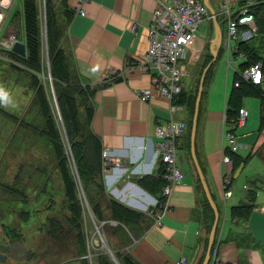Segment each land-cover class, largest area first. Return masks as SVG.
I'll list each match as a JSON object with an SVG mask.
<instances>
[{"label":"crops","instance_id":"crops-1","mask_svg":"<svg viewBox=\"0 0 264 264\" xmlns=\"http://www.w3.org/2000/svg\"><path fill=\"white\" fill-rule=\"evenodd\" d=\"M158 1L68 0L73 17L67 27V44L77 74L96 88L91 127L100 138L103 153L108 152L101 157L107 194L142 215L128 254L138 264H179L183 257L187 264H203L211 211L191 153V127L178 146L185 182L174 186L169 197L163 193L166 182L160 178L156 130L171 120L190 122L187 98L196 91L194 75L204 63L206 50L214 59L212 50L220 48L204 86L196 136L197 157L220 212L209 264H264V78L254 85L243 77L248 62L262 63L264 77V20L242 25L227 48L224 41L221 45L217 40L213 18L208 19V36L197 34L188 59L182 62L188 97L185 94L181 100L171 101L155 94L144 101L139 92L154 87L155 69L146 71L138 61L148 51L149 26ZM206 1L219 13V21H224L225 40L227 18L220 10L222 1ZM259 1L231 0L236 7ZM80 7L86 14L79 12ZM12 28L7 32L11 36L15 35ZM20 32L23 36V23ZM7 34L0 40L4 46L10 37ZM107 81L108 85L99 87ZM237 86L239 90L234 91ZM16 91H0L2 99H9L0 109L20 116L27 112L25 102L32 95L26 88L20 96ZM231 102L236 111L242 106L249 110L246 124L235 128L240 145L237 152L226 150ZM3 122L0 117V126ZM226 153L231 162L223 160ZM230 172L233 195L225 197L223 178ZM161 201L168 205L166 210ZM236 208L240 213L234 215ZM214 217L213 210L212 225Z\"/></svg>","mask_w":264,"mask_h":264},{"label":"rangeland","instance_id":"rangeland-1","mask_svg":"<svg viewBox=\"0 0 264 264\" xmlns=\"http://www.w3.org/2000/svg\"><path fill=\"white\" fill-rule=\"evenodd\" d=\"M42 2L44 8L45 0ZM21 7L22 0H16L0 31V40L6 36L10 27H15L11 30L17 39H23L20 32L23 22L16 15ZM203 21L198 35L207 37L210 21ZM224 29L226 30L225 27ZM7 35L11 36L9 33ZM8 50L12 51V48L0 44V91H13L17 88L16 93L20 96L26 88L34 99L35 91L30 86L29 70H21L17 63L21 67L24 65L10 56L6 52ZM208 57L209 51L206 50L204 63L194 75L195 89L198 88L203 65ZM223 60L227 64L225 57ZM41 78L50 90L51 106L61 137L58 140L59 137L49 134L35 99L31 104L29 100L25 102L27 109L31 107L26 116L15 120L7 117L3 119L4 124L0 126V248L21 240L28 247L29 256L17 261V264H84L85 261L86 264H101V255L106 256L105 259L111 264H122L116 254L127 255L129 244L124 236L118 234L117 228L130 238L135 233L133 226L128 222L111 219L109 209H106V215L110 219L98 221L93 206L97 194V189H94L99 181L96 167L100 163V156L96 155L90 138L78 139L83 142L79 148L72 146L66 135L50 66H46ZM78 81L75 85H83L79 79ZM26 98L25 93L24 101ZM8 100L0 96V104L3 106ZM191 116L193 117L192 112ZM85 129L87 131L88 127ZM59 147L64 150L71 176L77 183L81 205L80 220L74 217L71 201L68 200L60 168ZM86 185L94 190L92 198L88 197ZM80 238L87 248L85 255L81 253ZM0 264L9 263L0 261Z\"/></svg>","mask_w":264,"mask_h":264},{"label":"trees","instance_id":"trees-1","mask_svg":"<svg viewBox=\"0 0 264 264\" xmlns=\"http://www.w3.org/2000/svg\"><path fill=\"white\" fill-rule=\"evenodd\" d=\"M243 5H248L250 7L251 12L255 15L256 20H264V0H260L259 2L251 4L244 3ZM43 6L42 0H22V9L17 11L16 15L21 17L23 22L22 40L26 43L27 55L22 56L11 50L6 52H9L10 56L14 57L16 60H19L22 65H24V67H21L17 63V66L20 69L23 68L26 71L27 69L29 70V73L31 74L30 86L35 91L34 99L36 105L39 106L41 116L45 119V127L49 134L54 135L55 138L59 137L58 140H60L61 134L58 128L56 117L53 113V107L51 106L50 90L41 81L42 73H44L46 66H50L53 87L56 91L58 101L60 102H58V104L62 110V119L65 125L67 137L70 138L71 144L74 148H79L82 146L83 142L80 141V138L84 137L87 140L90 138L96 155L98 154L100 156V161H98L100 163L96 167L97 175L99 174V181L96 182V188L94 189H97V194L93 211L98 221H103L105 218L106 220L113 218L120 222H128V224H132V229L135 232L133 235L135 236L137 235L136 227L137 225H140L142 215L118 203L114 199L109 198L106 191L101 159L103 153L102 144L100 138L93 132L91 127L94 116L93 98L96 93V88L91 87L77 74L74 55L71 47L67 44V27L73 17V12H71L68 7V0H45V7L43 8ZM209 56L210 57L207 58L206 64L203 65L204 67L202 73L205 67L213 59V55ZM251 64L253 63L248 62L247 67ZM212 67L213 64L207 72L205 84L210 75ZM78 79L83 85H75V82H79ZM200 80L198 88L196 89L197 92L195 94H192L188 97V95L183 90L182 93L178 95L179 100H181V98L186 94L188 97L187 101L190 103V122L188 123L189 130L192 126L191 112L194 115ZM237 90H239L238 86L234 91ZM34 99L33 97L31 98L30 104L32 103V100L34 101ZM232 102L229 106L227 115L229 123L235 121L239 111V109L237 111L235 110L237 107L236 105H233ZM29 109H31V107L27 109V112L24 115L20 116L4 109H0V117L2 120L6 117L9 118V120H15V118L20 119V117H24L28 114ZM85 127H88L87 131L86 129L84 130ZM189 135L190 134L188 131V136ZM78 139L80 140L78 141ZM85 145L86 144L84 143V147ZM58 150L60 153L59 156L61 157L60 168L62 170L68 200L71 201V208L73 210L74 217L80 220L81 205L78 199L77 183L74 182L73 177L71 176L64 150L61 147H59ZM77 150L79 151V149ZM163 172L164 167L162 165L160 170L161 179L163 178ZM85 189L87 194L89 193L88 197L92 198L94 190L92 191V189H90L87 185L85 186ZM162 202L163 201H161V203ZM205 202L211 211V219L209 220L208 227V230H211L213 210L207 199H205ZM106 209L110 210V218H108L106 215ZM246 210L244 211V214ZM238 213H240L238 208L233 210L234 215ZM117 231L119 235L126 238V242L128 244L134 240L132 236L129 238L128 234L125 235L120 228H117ZM79 241V246L82 250L81 253L85 255L87 252L85 242L81 238ZM116 255L120 258L122 264H138L128 253L127 255H123V253H117ZM105 257L106 256L101 255V264H111L107 259H105ZM84 264H86V261Z\"/></svg>","mask_w":264,"mask_h":264},{"label":"built area","instance_id":"built-area-1","mask_svg":"<svg viewBox=\"0 0 264 264\" xmlns=\"http://www.w3.org/2000/svg\"><path fill=\"white\" fill-rule=\"evenodd\" d=\"M85 0H80L84 2ZM221 12L227 18V37L224 45L231 48V41L236 39L242 25L253 23L255 15L251 12L248 5L233 6L231 0H221ZM16 0H0V31L9 17ZM79 12L86 14L80 7ZM212 14L205 3V0H159L153 12L152 22L149 26V48L145 55L139 58L141 67L154 72L153 88L143 89L139 92L142 100L147 101L155 94H159L171 101L175 100L184 90L183 79L184 70L182 62L188 59L189 50L194 44L200 23L205 19H211ZM19 40L16 35L9 37L5 46L12 48L14 43ZM243 77L254 85L261 84L263 81V64L260 62L249 65L243 72ZM249 110L245 106L239 108L238 115L234 122H228L226 116V150L237 152L240 148L235 133V128L244 126L247 122ZM188 124L183 120H171L166 125L157 127L156 133L160 137L157 143V152L161 166L164 167L162 177L165 186L163 193L169 197L174 186L185 182V172L178 159V146L180 139L186 133ZM104 156L108 152L104 151ZM223 160L231 162L229 154H224ZM233 176L227 173L223 178L225 197L233 195ZM164 210L166 204L163 202ZM160 208V207H159ZM158 208V209H159ZM162 208V209H163ZM161 209V210H162ZM164 210L159 211L157 216L158 223L164 215ZM214 255L217 250L215 249ZM179 264H187V259L182 258Z\"/></svg>","mask_w":264,"mask_h":264},{"label":"water","instance_id":"water-1","mask_svg":"<svg viewBox=\"0 0 264 264\" xmlns=\"http://www.w3.org/2000/svg\"><path fill=\"white\" fill-rule=\"evenodd\" d=\"M206 5L209 7L211 13H212V18L214 20V25L216 29V35L218 36V41L222 45L223 39H224V21H219V13L208 3V1L205 0ZM219 49L217 50H212L214 54V59L205 67L201 80H200V85H199V90H198V95L196 98V103H195V110H194V115L192 118V126H191V153L192 157L194 159V163L199 175V178L201 180L204 192L207 196V199L214 210L215 213V220L213 222L212 228L210 230L209 238H208V246H207V251L206 255L203 261V264H209L211 260V255H212V250L214 247V242L216 238V232L218 228V222L220 218V212L218 209V206L216 205V202L213 198L210 186L208 184V181L206 179L205 173L203 171V168L199 162V159L197 157V151H196V136H197V131H198V122H199V114H200V107H201V101H202V95L204 91V84H205V79L207 72L211 65L213 64V61L217 59V56L219 54ZM12 51L18 53L19 55L26 56L27 55V47L26 43L21 40H17L14 45L12 46ZM122 79V78H121ZM120 79V80H121ZM108 81L105 82L103 85H99V87H104L105 85H108ZM111 253H113L111 251ZM29 256V249L28 247L21 241H15L11 244H8L6 246H3L1 248V254H0V261L3 262H8L10 264L16 263V261L23 260Z\"/></svg>","mask_w":264,"mask_h":264},{"label":"flooded vegetation","instance_id":"flooded-vegetation-1","mask_svg":"<svg viewBox=\"0 0 264 264\" xmlns=\"http://www.w3.org/2000/svg\"><path fill=\"white\" fill-rule=\"evenodd\" d=\"M11 244V243H10ZM8 245V244H7ZM6 246V245H5ZM2 248V247H1ZM1 248H0V254H1ZM17 262V261H16ZM8 263V262H7ZM10 264V263H9Z\"/></svg>","mask_w":264,"mask_h":264}]
</instances>
